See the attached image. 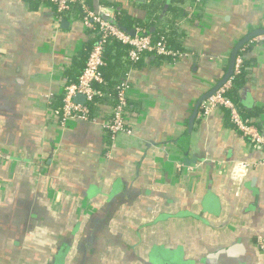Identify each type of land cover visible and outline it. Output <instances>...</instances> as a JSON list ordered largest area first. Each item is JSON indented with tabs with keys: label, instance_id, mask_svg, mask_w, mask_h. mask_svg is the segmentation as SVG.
I'll list each match as a JSON object with an SVG mask.
<instances>
[{
	"label": "crops",
	"instance_id": "1",
	"mask_svg": "<svg viewBox=\"0 0 264 264\" xmlns=\"http://www.w3.org/2000/svg\"><path fill=\"white\" fill-rule=\"evenodd\" d=\"M146 3L87 4L145 20ZM182 8L174 36L186 54L130 70L133 134L111 141L100 122L62 127L52 112L90 39L75 14L56 30L52 7L0 0V264H264V151L223 107L201 117L199 106L189 127L234 44L264 27V0ZM243 55L234 102L264 136V45ZM111 107L98 104L99 121Z\"/></svg>",
	"mask_w": 264,
	"mask_h": 264
},
{
	"label": "built area",
	"instance_id": "2",
	"mask_svg": "<svg viewBox=\"0 0 264 264\" xmlns=\"http://www.w3.org/2000/svg\"><path fill=\"white\" fill-rule=\"evenodd\" d=\"M39 2L41 5L54 7V28L57 30L62 20V13L69 10L76 0H26ZM198 1V0H196ZM82 9V17L78 20L85 30L97 29L99 38L95 41L93 47L88 53L85 67L75 83H68L60 87L61 105L59 108H53V114L58 118L62 127L67 121H89L100 122L101 127L106 131L113 141L120 134L132 135V128L128 125V103L130 84L127 77L117 86V94L114 97L115 104L109 110L108 115L98 120L96 115H90L86 102H90L95 96H104L105 94L93 87L94 83H101V68L104 66L103 46L107 38L114 37L118 41L130 47L129 57L136 60L141 54L165 55L181 57L186 53H176L169 49L162 40L154 41L150 34H146L140 28H134V34L120 29L115 25V13L107 14L101 7L99 11H94L89 7L85 0H79ZM193 13H197L194 11ZM251 44L264 45V34L258 35L249 41ZM248 42V43H249ZM243 48V47H242ZM240 49V51L242 50ZM239 51V52H240ZM245 61L243 54H237L232 74L241 72L243 62ZM232 74L228 79L210 96H208L200 104V116L205 117L217 108H226L229 113L230 122L236 130L246 138L255 147L264 151V136L260 127L250 119L243 117L237 106L226 97L227 91L232 86ZM77 94L84 95L83 104L74 101ZM109 156V155H107ZM176 170L181 171L184 165L180 162L175 164Z\"/></svg>",
	"mask_w": 264,
	"mask_h": 264
},
{
	"label": "trees",
	"instance_id": "3",
	"mask_svg": "<svg viewBox=\"0 0 264 264\" xmlns=\"http://www.w3.org/2000/svg\"><path fill=\"white\" fill-rule=\"evenodd\" d=\"M188 1L189 3L195 1L200 3L204 0H147L146 5H144L145 11V20H140L133 18L129 13L117 4H113L115 9V25L122 30L127 32L131 31L134 28H140L144 33L151 35L154 41L162 40L166 43L167 47L176 53L186 52L178 42L176 36L177 27L175 18L185 14L183 11L182 5ZM88 3V0H85ZM201 5V4H200ZM200 5L196 8L199 10ZM203 5V4H202ZM54 8V7H53ZM162 15L163 12H165ZM70 13H74L77 20H80L82 17V9L79 3V0H76L72 7L63 12L62 18H66ZM171 15V17H170ZM87 33L90 35V39L83 43L81 49L77 52V55L72 60L69 68L65 71V76L69 79H72L69 83H75L78 81L80 74L82 73L88 53L93 47L95 41L99 38L97 35V29L87 30ZM251 48V43H247L243 46L239 54L245 53ZM130 47L122 42L118 41L114 37L107 38L106 43L103 46V60L104 66L101 68L100 74L102 77L101 83H94L93 87L102 93L104 96H95L94 99L90 102H86V105L89 110V114L96 115L97 106L99 103L107 101L112 105L115 104L114 97L117 94V86L127 77V74L134 67H137L150 55L153 56V61L156 63H163L165 61H175L178 59V56H163V55H153V54H141L136 60H133L129 57ZM246 60L243 62L241 72L238 74H232V86L227 91L226 97L229 98L239 109L236 102L237 99L234 97L233 88L235 85H238L242 81V77L245 74ZM227 70V67L224 69V74ZM223 74V75H224ZM61 94L59 93L56 96L55 101L53 102L55 109L59 108L61 105ZM129 105V104H128ZM130 109V107H129Z\"/></svg>",
	"mask_w": 264,
	"mask_h": 264
},
{
	"label": "water",
	"instance_id": "4",
	"mask_svg": "<svg viewBox=\"0 0 264 264\" xmlns=\"http://www.w3.org/2000/svg\"><path fill=\"white\" fill-rule=\"evenodd\" d=\"M139 1V0H137ZM67 22L64 21L62 22V24H66ZM130 34H134V30L132 29L131 31H129ZM264 34V27H260V28H256L253 29L251 31H249L248 33H246L243 37H241V39H239L234 46L232 47L230 54H229V58H228V64H227V70L225 72V74L222 76V78L211 88L209 89L206 93H204V95H202L195 103L194 108H193V112L189 118V127L191 128L193 125V121L194 118L198 112L199 106L201 104L202 101H204L208 96L212 95L227 79L228 77L232 74L233 71V66H234V61L235 58L237 56V54L239 53L240 49L247 44L251 38L258 36V35H263ZM74 101L78 102L80 104H83L85 101L84 95L82 94H77L74 96Z\"/></svg>",
	"mask_w": 264,
	"mask_h": 264
}]
</instances>
